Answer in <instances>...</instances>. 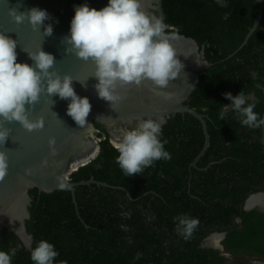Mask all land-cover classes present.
<instances>
[{
  "label": "trees",
  "instance_id": "1",
  "mask_svg": "<svg viewBox=\"0 0 264 264\" xmlns=\"http://www.w3.org/2000/svg\"><path fill=\"white\" fill-rule=\"evenodd\" d=\"M163 0L169 31L194 38L205 50L210 65L201 73L188 104L207 117L211 146L194 165L205 144L202 122L191 114H176L162 125L161 140L170 160H159L137 175L125 176L115 162L118 152L106 134L99 155L72 174L78 185L52 193L31 190V218L27 222L36 246L52 243L59 255L54 264H225L219 249L203 246L215 223L224 225L231 215L234 195L246 191L235 183L223 186L224 176L244 180L264 166V128L241 125L231 108L240 91L255 102L264 118V15L240 48L255 23L258 0ZM258 74L253 80L251 73ZM256 84L261 87L257 88ZM227 109L225 120L219 113ZM99 133V136H103ZM241 189V190H239ZM233 190L235 193H232ZM244 191V192H245ZM226 199L229 200V204ZM187 214L199 219L191 239L175 231V218ZM81 216V217H80ZM244 226L229 231L227 249L238 255L264 258V214L245 212ZM20 244V245H19ZM11 264H33L31 250L13 232L0 235V251L11 253ZM137 252L143 253L134 259ZM264 264V263H255Z\"/></svg>",
  "mask_w": 264,
  "mask_h": 264
},
{
  "label": "clouds",
  "instance_id": "2",
  "mask_svg": "<svg viewBox=\"0 0 264 264\" xmlns=\"http://www.w3.org/2000/svg\"><path fill=\"white\" fill-rule=\"evenodd\" d=\"M215 3L222 8L227 7L225 0H215ZM9 16L18 25L27 20L34 31H39L49 18L45 10L35 7L26 12L11 8ZM52 32L53 28L48 24L43 35L51 36ZM175 39L176 33L169 31L161 18L144 10L143 0H108L101 9L90 8L86 3L76 7L70 35L65 36L62 42L67 45L66 53L94 63L97 94L110 102L114 109L123 98L118 88L139 86L144 81L166 88L171 80L178 77L184 65L173 46ZM16 47V40L0 32V145L6 143L11 133L7 124L18 122L29 132L44 127L42 117H29L44 93L50 99L58 95L61 99L70 100L67 114L77 125L84 127L91 104L87 97L77 95L72 76H61L56 72L54 56L41 46L35 50L24 49L34 65L18 62ZM257 76L256 72L251 73L253 80ZM256 87L261 85L256 84ZM225 96L232 101L231 108L241 125L250 129L264 128V118H259L254 111L255 102H249L243 91L235 96L225 93ZM226 114V108L221 110L220 119L225 120ZM161 136L162 121L153 119L141 120L135 128L122 132L114 144L118 152L115 162L125 176L140 174L144 168L154 166L156 161L171 159V154L165 150L167 140L162 141ZM260 142L264 144V136ZM54 144L55 140L50 138L49 145ZM8 168L7 151L0 150V181L5 178ZM58 187L64 190L67 185L60 182ZM175 221V231L185 241L192 238L200 223L198 218L187 214L178 215ZM14 255V249L11 253L0 251V264H11ZM58 255L52 243L40 240L31 249L30 258L33 264H54ZM142 255L137 252L134 259L138 260Z\"/></svg>",
  "mask_w": 264,
  "mask_h": 264
},
{
  "label": "water",
  "instance_id": "3",
  "mask_svg": "<svg viewBox=\"0 0 264 264\" xmlns=\"http://www.w3.org/2000/svg\"><path fill=\"white\" fill-rule=\"evenodd\" d=\"M258 13L255 23L250 29L242 48L257 30L264 15V0H258ZM87 4L90 8L101 9L108 0H0V32L17 41V61L34 65L24 49L35 50L39 46L55 58V70L61 76L69 74L73 78V88L78 96L87 97L91 111L87 124L81 127L67 114L70 100L53 95L51 99L46 93L41 95L39 103L29 113L30 119L42 117L44 127L29 132L18 122L6 126L11 133L0 150L7 151L9 168L5 178L0 181V235L13 232L28 249L33 248L35 237L28 229L27 222L31 218V190L38 188L41 192L52 193L60 190L58 184L64 182L71 190L76 201L78 185L98 182L95 179L74 182L72 174L80 167L94 160L100 151V137L96 122L110 134L113 142H117L122 132L135 128L141 120L153 119L166 124L176 114H191L198 118L204 128L205 144L193 164L204 156L211 146L206 115L191 107L188 102L197 88L204 68L210 65L205 57V50L191 37L182 34L172 41L178 59L184 68L178 77L171 80L166 88H158L150 81L141 85H130L118 88L123 97L114 109L110 102L100 98L95 85L98 80L93 76L95 65L92 61H83L72 53H66L67 45L63 38L70 35L71 20L76 7ZM43 9L48 19L39 31H34L27 20L16 24L9 16V9L26 12L32 8ZM143 7L150 15L166 22L167 16L163 0H143ZM51 24V36H44V27ZM55 140L49 145V139ZM81 217V216H80Z\"/></svg>",
  "mask_w": 264,
  "mask_h": 264
},
{
  "label": "flooded vegetation",
  "instance_id": "4",
  "mask_svg": "<svg viewBox=\"0 0 264 264\" xmlns=\"http://www.w3.org/2000/svg\"><path fill=\"white\" fill-rule=\"evenodd\" d=\"M249 97L255 99L254 94L250 95ZM99 133H103L104 135L99 136ZM108 136L110 138V142L114 146L115 142L112 141V138L110 137L109 133ZM97 137H100V140L102 141V139L106 138V134L103 131L99 130L97 132ZM101 141L99 142L100 149H101ZM258 171L259 172L253 173L252 176H248V178L245 180L240 175H236V176L233 175L232 177L224 176L223 186H227V187L230 186L232 189L235 183H237L239 187L242 186L245 189H247L246 191L244 190L245 192L242 191L237 196L234 195L232 199H230L232 200L230 204L228 203L229 200L226 199L227 203L229 204V208L230 209H232V207L234 208L232 209V211H230L232 214L230 216L229 215L227 216L228 220L224 222V225H221L219 223L213 224L212 226L213 230L203 240V246L213 247L215 249H219L222 252V254L227 258L225 264H229V262L235 256H238V254L230 252L227 249L225 241L227 239L229 231L234 229H239L244 226V219L247 217L244 216L245 212L251 213L253 211H256L261 214H264V166L260 165ZM231 192L235 193L233 190H231ZM239 256L254 257L256 259L254 264L264 263V258L257 255H239Z\"/></svg>",
  "mask_w": 264,
  "mask_h": 264
},
{
  "label": "rangeland",
  "instance_id": "5",
  "mask_svg": "<svg viewBox=\"0 0 264 264\" xmlns=\"http://www.w3.org/2000/svg\"><path fill=\"white\" fill-rule=\"evenodd\" d=\"M255 258L254 257H250V256H235L230 262L229 264H254L255 262Z\"/></svg>",
  "mask_w": 264,
  "mask_h": 264
},
{
  "label": "bare ground",
  "instance_id": "6",
  "mask_svg": "<svg viewBox=\"0 0 264 264\" xmlns=\"http://www.w3.org/2000/svg\"><path fill=\"white\" fill-rule=\"evenodd\" d=\"M217 242V241H216Z\"/></svg>",
  "mask_w": 264,
  "mask_h": 264
}]
</instances>
